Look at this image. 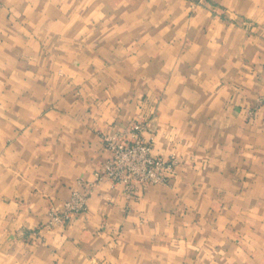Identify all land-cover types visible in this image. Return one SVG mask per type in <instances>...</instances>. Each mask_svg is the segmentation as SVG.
<instances>
[{
	"label": "crops",
	"instance_id": "1",
	"mask_svg": "<svg viewBox=\"0 0 264 264\" xmlns=\"http://www.w3.org/2000/svg\"><path fill=\"white\" fill-rule=\"evenodd\" d=\"M263 93L264 0H0V264H264ZM139 119L169 182L46 226Z\"/></svg>",
	"mask_w": 264,
	"mask_h": 264
},
{
	"label": "built area",
	"instance_id": "2",
	"mask_svg": "<svg viewBox=\"0 0 264 264\" xmlns=\"http://www.w3.org/2000/svg\"><path fill=\"white\" fill-rule=\"evenodd\" d=\"M257 100L264 104V93ZM146 129L147 121L139 119L123 131L104 135L108 157L99 163L93 180L81 179L84 188L73 190L61 209L52 204L45 225H64L74 214L86 211L89 195L101 182L109 181L112 186L122 184L127 194H134L149 184H167L170 173L179 166L178 156L172 153L164 157L156 153L153 139L144 135Z\"/></svg>",
	"mask_w": 264,
	"mask_h": 264
}]
</instances>
